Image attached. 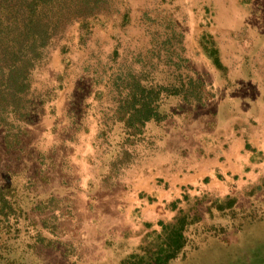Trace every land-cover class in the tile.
<instances>
[{
  "label": "rangeland",
  "instance_id": "1",
  "mask_svg": "<svg viewBox=\"0 0 264 264\" xmlns=\"http://www.w3.org/2000/svg\"><path fill=\"white\" fill-rule=\"evenodd\" d=\"M87 25L71 23L33 73L30 119L0 123L11 203L0 201V221L13 224L15 253L24 264H128L155 246L159 220L184 216L170 264H264V0H107ZM190 81L200 100L167 95ZM134 82L162 89L163 118L128 137L118 109ZM241 134L263 147L248 175L174 183L209 171Z\"/></svg>",
  "mask_w": 264,
  "mask_h": 264
},
{
  "label": "trees",
  "instance_id": "2",
  "mask_svg": "<svg viewBox=\"0 0 264 264\" xmlns=\"http://www.w3.org/2000/svg\"><path fill=\"white\" fill-rule=\"evenodd\" d=\"M106 3L107 0H0V123L30 119L36 105L34 99L39 97L31 91L32 75L47 62L55 39L71 23L79 22L81 29L87 28V21L104 11ZM208 53L215 63H219L213 50L208 49ZM129 86L118 109L122 114L118 117L119 122L131 130L126 132L128 137L141 133L146 122L163 118L156 104L161 88L138 82ZM165 91L167 95L183 92V98L187 100L201 98V90L194 81L183 89L167 88ZM17 128L20 130L21 127ZM245 146L250 148L248 144ZM123 153L126 158L122 157L120 162L132 159L131 152ZM5 194L0 189V201L10 208ZM1 220L0 264H24L23 258L12 248L17 242L12 234L13 224ZM184 224V216L171 224L159 220V231L154 235L155 246L130 254L128 264H170L186 245Z\"/></svg>",
  "mask_w": 264,
  "mask_h": 264
},
{
  "label": "crops",
  "instance_id": "3",
  "mask_svg": "<svg viewBox=\"0 0 264 264\" xmlns=\"http://www.w3.org/2000/svg\"><path fill=\"white\" fill-rule=\"evenodd\" d=\"M241 142V143H240ZM234 144L238 147L237 150H234ZM248 144L250 148H247L245 145ZM230 148L227 151V155L222 158L215 161L213 164L214 167H212L209 171L208 170H199V173L193 175H183L181 177H178L174 183L180 186L192 182H197L198 178H209V182H215L218 179V176L222 177L224 182L222 181L220 183V180L218 182H215L216 184H227L232 180V178H235L237 176H246L248 175L247 170H245L244 165L249 164L248 158L252 155V153L256 150H260L263 147H260V144H255L252 142V139L249 137H245L244 134H241L238 136H235L233 140L229 141ZM233 148V149H232ZM244 148V149H243ZM243 149V154L241 153ZM251 149V150H250ZM253 149V150H252ZM251 154V155H250ZM219 174V175H218ZM218 175V176H217ZM152 189H150L148 192H150Z\"/></svg>",
  "mask_w": 264,
  "mask_h": 264
}]
</instances>
